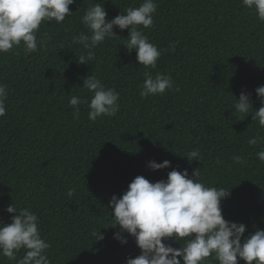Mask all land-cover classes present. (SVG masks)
<instances>
[{"label":"trees","instance_id":"obj_1","mask_svg":"<svg viewBox=\"0 0 264 264\" xmlns=\"http://www.w3.org/2000/svg\"><path fill=\"white\" fill-rule=\"evenodd\" d=\"M0 264H264V0H0Z\"/></svg>","mask_w":264,"mask_h":264}]
</instances>
